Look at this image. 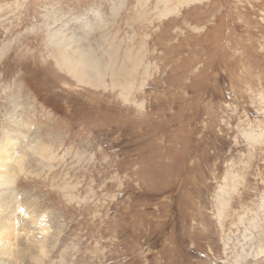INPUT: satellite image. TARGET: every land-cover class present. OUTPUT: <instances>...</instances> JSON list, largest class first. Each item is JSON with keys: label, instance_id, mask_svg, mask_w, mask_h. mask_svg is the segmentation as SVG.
Returning <instances> with one entry per match:
<instances>
[{"label": "rangeland", "instance_id": "obj_1", "mask_svg": "<svg viewBox=\"0 0 264 264\" xmlns=\"http://www.w3.org/2000/svg\"><path fill=\"white\" fill-rule=\"evenodd\" d=\"M158 1L0 0V261L264 264V0Z\"/></svg>", "mask_w": 264, "mask_h": 264}, {"label": "bare ground", "instance_id": "obj_2", "mask_svg": "<svg viewBox=\"0 0 264 264\" xmlns=\"http://www.w3.org/2000/svg\"><path fill=\"white\" fill-rule=\"evenodd\" d=\"M191 1H197L198 0H159L158 3H162L163 4V9H161L159 11V17H165L167 15H169L170 13L172 12H175L176 10H178V4H182L183 2L187 3V2H191ZM200 1V0H199ZM202 2V1H201ZM176 4V5H175ZM184 4V3H183ZM51 40V39H50ZM61 41L59 40L58 43H60ZM73 44V43H72ZM65 45L64 43L62 44V46ZM62 46L59 45L58 49H63L65 46ZM74 49V48H72ZM65 50H68V49H65ZM74 50H80L79 53L77 55H72L71 53L72 52H69V58H70V55L72 56H75V58H73L74 61L77 60V64L76 66L73 68V71H75V74H76V77L79 78L78 80L82 82V79H84L85 76H88L87 78H89V73L90 74H94V75H100L101 73V64L98 62V60L96 59L97 56H95L92 51H89V50H83L82 48H79V46L76 47V49ZM73 51V50H72ZM64 52V50H63ZM68 53V52H67ZM64 57L66 58L67 56L64 55ZM62 58V56L60 57ZM68 59V58H67ZM102 61V60H101ZM67 62H69L67 60ZM62 63V62H60ZM103 63V62H102ZM126 63V62H125ZM113 64H115V61L112 60V62L109 64V66H113ZM61 65V64H60ZM103 65V64H102ZM108 66V65H107ZM124 67V66H123ZM126 67V66H125ZM107 68V67H106ZM122 68V67H121ZM67 69V68H66ZM134 69V68H133ZM68 71V70H67ZM72 71V72H73ZM122 72V71H121ZM119 75L121 76V73L119 72ZM101 77V76H100ZM99 78V77H97ZM112 78L115 79V76L113 75ZM98 83L99 82H102V79H97ZM116 81H117V78H116ZM130 81V80H129ZM115 83V82H114ZM122 87L125 86L123 84H121ZM127 86V85H126ZM128 87V86H127ZM124 88V87H123ZM130 88V87H129ZM127 89V88H126ZM125 89V90H126ZM124 93V92H123ZM22 114V113H21ZM20 127V126H19ZM13 130V129H12ZM11 130V131H12ZM18 130V129H17ZM28 130V129H27ZM20 131V130H19ZM9 133V132H8ZM7 133V134H8ZM12 133V132H11ZM21 133H26V132H21ZM18 135L20 133H17ZM16 134V135H17ZM27 134V133H26ZM13 135V134H11ZM14 136H15V133H14ZM20 136V135H19ZM5 137V136H3ZM24 137V136H23ZM20 139V137L16 140ZM13 138L12 137H9V139H6L5 137V140L3 138V141L1 143L0 141V251L3 253V255L5 254H10V252L12 250H15V247L12 245V243H14L15 239L13 236H10L12 234H14L15 231H17V226H15V219H16V211H15V207L13 205V201H14V197L11 195V187L9 188L8 186L10 185V183L12 182V177L14 176V172L11 173V174H8L10 176L9 178V181H7V175L4 174L6 172L10 173L11 171L7 170V167H9L10 165H7V161H9V159L12 160V158H15L16 157H12L11 158V153L13 152V148L15 146H17L16 144H13ZM15 141V140H14ZM19 142V141H18ZM32 142V141H31ZM14 143H17L14 142ZM15 145V146H14ZM40 145V144H38ZM14 146V147H13ZM34 148V147H33ZM35 148H37L35 146ZM38 149V148H37ZM40 150V149H39ZM42 151H44V148H41ZM15 151V150H14ZM18 151V150H16ZM14 153V152H13ZM18 153V152H16ZM15 154V153H14ZM17 156V154H16ZM18 158V157H17ZM22 158V157H21ZM16 161V160H15ZM14 161V162H15ZM21 159L18 160V162L20 163ZM24 161V160H23ZM20 165V164H19ZM21 165H22V162H21ZM20 165V166H21ZM16 168V167H15ZM20 168V167H18ZM21 169V168H20ZM5 188H2L4 187ZM13 199H11V198ZM16 198H18L16 196ZM17 201V200H15ZM18 204V211L20 213H22V215L25 214V210L23 208V206L20 204V203H17ZM33 207V206H32ZM36 209V207H35ZM34 209V210H35ZM31 210V209H30ZM33 211V210H32ZM29 218V217H28ZM19 220V219H18ZM24 220V219H23ZM25 221V220H24ZM19 222V221H18ZM33 222H35L33 220ZM25 227V226H24ZM25 229V228H24ZM41 230L42 232H44L45 230L42 229L41 227ZM29 233V232H28ZM43 234V233H42ZM10 236V237H9ZM27 236V235H26ZM14 239V240H13ZM16 242V241H15ZM11 243V244H9ZM22 249L24 248H27L29 247L28 244H27V241L26 242H22ZM18 248V247H17ZM31 247H29L30 249ZM19 250V249H18ZM28 251V249H27ZM20 255L22 256V253H16V254H13V256L15 257V259L17 260ZM36 257V256H35ZM6 260H4L5 262ZM1 263L0 264H6L2 261H0ZM7 262V261H6Z\"/></svg>", "mask_w": 264, "mask_h": 264}]
</instances>
